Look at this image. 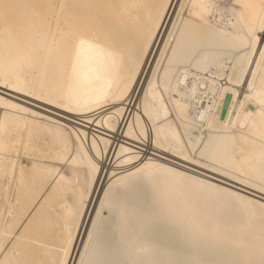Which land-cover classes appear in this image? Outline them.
I'll list each match as a JSON object with an SVG mask.
<instances>
[{
  "label": "bare ground",
  "instance_id": "1",
  "mask_svg": "<svg viewBox=\"0 0 264 264\" xmlns=\"http://www.w3.org/2000/svg\"><path fill=\"white\" fill-rule=\"evenodd\" d=\"M34 2L56 6L41 9L43 18L51 22L53 34L58 27H66L58 7L62 2H104L116 5L115 8L102 10L101 15L105 18L106 42L120 53L123 63L113 67L110 60L100 58L94 64L82 67L80 84L72 89L70 95L60 100L73 111L46 104L42 99L26 95L25 91L17 92L0 85V122L3 123V130H0V145H3L0 150V168L6 167L9 175L13 176L12 162L15 161L12 183L0 178V240L28 230L33 239L50 242L49 225L62 226L63 219L79 199L90 171V160L96 155L91 151L95 139L101 155L98 171L87 184L88 194L84 197L86 203L81 208L82 215L73 230L74 259H79L77 253L82 252L88 243L92 221L96 219V210L100 208V201L104 199L109 185L120 195L123 212L113 218L111 235L101 233L99 237L98 242L104 252L118 244L125 245L130 252L146 246L142 231L145 204L162 207L186 224L218 233L221 243L229 246L238 259L245 258L254 249L258 250L264 240V209L259 206L261 193L258 188L242 183L241 179L222 175L221 172H231L245 181L258 183L261 155L264 152V127L258 122L249 124L243 116L240 120L232 117L234 128L221 127L229 120L231 101L225 117L220 120L224 99H214L210 87H207L213 79L211 73L206 79L195 77L194 69L187 73L183 69L170 73L174 76L171 80L173 92L163 97L160 93L164 89L156 87L153 72L158 67L157 62L162 65L160 75L163 76L169 66L165 56L171 55V47L182 38L181 31L173 28L174 24L183 28L177 15L181 11L177 0H171L173 7L167 9L159 27H153L156 10L150 5L160 0ZM180 2L191 4L201 0ZM231 2L238 4L240 0ZM248 2L256 5L249 11L259 16L260 5L264 0ZM123 5L127 7H121ZM184 15L187 16V13ZM212 15H215V20H212ZM193 19H196L195 16ZM206 21L213 28L209 29L208 23L202 25L199 33L202 41L207 39L209 32L215 31L216 26L233 31L232 25L236 22L233 19L229 23L227 17L222 18L215 10L206 14ZM149 29L152 31L151 38L147 37ZM173 32L175 39L169 35ZM146 38L149 43L148 55L141 57V63L136 65L135 75L129 83L137 49ZM183 38L188 39L187 36ZM40 40L41 36H35L37 44ZM63 54L62 68L61 53L53 50L48 56L42 54L35 69L20 71L16 65L22 63L26 55L25 49L21 48L13 57L12 66L5 65L3 71L9 73L12 82L26 81L23 84L26 91L37 94L45 90L66 93V86L60 78L68 70L66 48ZM53 69L58 70L56 75H53ZM203 76L201 72L200 77ZM125 85H128L127 91ZM175 91L182 94L176 96L173 94ZM105 94L111 96L107 104L103 102ZM177 103L184 106L179 115L175 111ZM145 126L153 139L158 137L166 144L179 133L183 142L176 144L177 151L190 145L186 150L189 157L194 147L206 146L205 163L212 164L216 170L201 167L200 163L191 159L173 156L170 152L155 149L149 142L140 141L134 129L139 132ZM213 127L220 130L213 132L210 137L209 131ZM69 134H72L73 140L78 135L77 142L86 141V144L79 152L72 153L74 160L71 167L77 170L76 173L70 171L69 165L61 164L56 165L59 171L57 176L55 171L50 173L49 169L53 166L59 142L67 139ZM196 159H201L199 153ZM22 165L24 172L21 177ZM103 215L107 216L108 213L105 211ZM40 251L37 252V259L43 258ZM22 252L23 248L15 251L9 249L6 253H0V261L22 259L23 256L18 255Z\"/></svg>",
  "mask_w": 264,
  "mask_h": 264
},
{
  "label": "snow or ice",
  "instance_id": "2",
  "mask_svg": "<svg viewBox=\"0 0 264 264\" xmlns=\"http://www.w3.org/2000/svg\"><path fill=\"white\" fill-rule=\"evenodd\" d=\"M177 3L181 9L177 15L181 19L183 28H178L175 24L173 28L181 31L182 38L171 47V55L165 56V59L169 61V66L164 70V75H160L162 65L159 61L157 69L153 72L156 87L164 89L160 93L161 97L173 92L171 80L174 76L170 73L181 69L187 73L194 69L193 75L200 79H206L211 73L213 79L207 87H210L214 99L216 97L224 99L228 95L231 101V106L228 108L229 120L221 127L234 128L235 122L232 117L240 120L242 116L249 124L258 122L264 127V3L260 5L259 16L249 11L256 5L249 3L248 0H240L238 4L232 3L231 0H215V2L201 0L199 3L191 4L177 0ZM44 7L56 6L40 4L34 0H23V2L22 0H0V85L17 92L25 91L26 95L35 96L38 100L42 99L46 104H52L58 108L65 107L66 111H73L70 106L60 103V100L70 95L72 89L80 84L82 67L86 64H94L100 58L110 60L113 67L123 63L120 53L106 42L105 18L101 15L102 10L117 6L104 2H62L58 7L66 27L64 29L58 27L55 34L52 32L51 22L42 16L41 9ZM150 7L156 10L153 27H159L167 9L173 5L171 0H160L159 3L150 5ZM194 9L198 11L194 12ZM212 10L220 14L222 18L227 17L229 23L235 19L236 22L232 25L234 30L226 31L216 26L215 31L209 32L207 39L202 41L199 39L202 25L208 23V28H213V25L206 21V14ZM185 12L187 16L184 15ZM194 16L196 19H193ZM211 18L215 20L216 17L212 15ZM37 35L41 36L39 44L35 42ZM169 35L175 39L174 32ZM184 36L188 39L185 40ZM147 37H152L151 29ZM148 46L147 38L140 43L132 64L129 83L135 75L136 65L141 63V57L148 55ZM21 48L25 49L26 55L24 61L16 65L20 71L35 69L42 54L48 56L53 50L61 53L62 68L63 50L66 48L68 70L64 71L60 77L66 86V93L45 90L37 94L25 90L23 84L26 81L12 82L9 73L3 69L5 65L12 66L13 57ZM57 71L53 69V75H56ZM201 72L204 73L203 77H200ZM149 84L151 87V82ZM127 90L128 85H125V91ZM173 94L180 96L182 93L175 91ZM110 99L111 96L105 94L103 102L107 104ZM183 107L180 103L176 104L177 115L183 111ZM104 126L108 127L107 124ZM240 127L243 128L244 125L241 124ZM0 130H3L2 122H0ZM219 130L215 127L210 128L209 136L211 137L213 132ZM134 134L140 141L151 143L155 149H162L166 153L170 152L173 156H180L185 160L191 159L193 162L200 163L201 167L213 168L212 164L205 163L206 146L204 148L194 147L191 157L186 155V150L190 145H185L184 150L177 151L176 144L183 142L179 133L174 135L172 141L167 144L161 142L158 137L153 139L147 126L139 132H135L134 129ZM78 140L79 136L77 135L76 140H73L72 134H69L67 139H61L53 166L49 169L50 173L55 171V175L58 176L59 171L56 170V165L61 164L69 165L70 171L76 173L77 170L71 167L74 160L72 153L73 151L79 152L86 144V141L77 142ZM2 149L3 145H0V150ZM91 151L96 155L90 160V171L80 191L79 199L69 210L68 216L63 219L62 226L49 225L50 242L33 239L28 230L20 235L0 240V253H6L9 249L15 251L17 248H23V252L18 253L23 256L22 259L0 261V264H264V240L258 250L254 249L250 254H246L245 258L238 259L229 246L221 243L218 233L186 224L162 207L152 204H145L143 207L142 231L147 241L145 247L130 252L125 245L118 244L112 246L107 252L102 251L98 242L101 233L111 235L113 218L120 216L123 212L120 195L112 190V185L105 190L104 199L100 201V208L96 210V219L92 221V230L88 233V243L84 245L82 252L77 253L79 259H74L72 257L73 230L77 227V219L82 215L81 208L86 203L84 197L88 194L87 184L98 171L97 164L101 155L95 139ZM197 153L201 157L199 161L196 159ZM16 156L19 157L18 150ZM12 163L13 176L9 175L6 167L0 168V178L9 184L12 183L15 173V161ZM137 170L140 171L139 168ZM213 170L216 169L213 168ZM23 172L24 166L22 165L21 177ZM173 174L180 175L179 173ZM221 174L241 179L242 183L258 188L261 193L259 206L264 209V152L261 155L258 183H253L252 180L245 181L231 172H221ZM105 211L108 213L107 216L103 215ZM33 245L35 247H32ZM38 250H41L40 254L43 258H36Z\"/></svg>",
  "mask_w": 264,
  "mask_h": 264
},
{
  "label": "water",
  "instance_id": "3",
  "mask_svg": "<svg viewBox=\"0 0 264 264\" xmlns=\"http://www.w3.org/2000/svg\"><path fill=\"white\" fill-rule=\"evenodd\" d=\"M229 102H230V99H228V95H226L224 100H223V106H222L220 113H219V119L220 120H223V118L225 117L226 109L229 105Z\"/></svg>",
  "mask_w": 264,
  "mask_h": 264
}]
</instances>
